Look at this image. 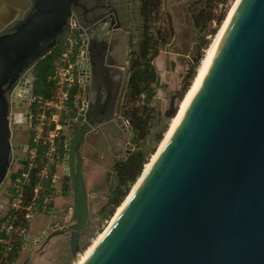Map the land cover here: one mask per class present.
Returning a JSON list of instances; mask_svg holds the SVG:
<instances>
[{"label": "water", "instance_id": "1", "mask_svg": "<svg viewBox=\"0 0 264 264\" xmlns=\"http://www.w3.org/2000/svg\"><path fill=\"white\" fill-rule=\"evenodd\" d=\"M100 1L30 0L23 16L0 30V210L9 177L12 87L31 90L36 63L65 41L71 21L86 60L78 64L85 99L68 126L63 163L70 217L63 223L59 212L47 230L27 236L33 245L24 243L28 253L16 264H33L36 246L54 237L66 241L71 256L80 251L91 216L85 136L99 128L124 140L129 133L124 119H114L128 40L119 23L113 30L105 24L111 16L99 12ZM159 82L158 74L157 92ZM176 98L164 118L176 114ZM82 264H264V0H239L169 139Z\"/></svg>", "mask_w": 264, "mask_h": 264}, {"label": "trees", "instance_id": "2", "mask_svg": "<svg viewBox=\"0 0 264 264\" xmlns=\"http://www.w3.org/2000/svg\"><path fill=\"white\" fill-rule=\"evenodd\" d=\"M226 1H191L192 9L193 6L196 9L190 10L194 25L199 27L200 31L204 33L201 39L202 47L208 43L205 35H211L217 31V27L225 14L224 11L217 13L215 7L219 4H224ZM160 3L161 0H140L142 20L141 40L131 54L129 76L119 110L121 116L130 125L131 134L129 136V142L131 143L132 149L115 162L110 173L108 199L98 212V214H101V212L108 208L106 214L102 215L104 220L110 217L114 208L120 204L138 176L142 174L149 153L155 152L156 143L162 137L163 130H156V125L165 118L161 116V111L158 112L151 105L155 94L153 85L155 74L152 58L157 53L159 44L164 41L160 33L162 27L158 24ZM212 21L215 22L214 27L210 25ZM62 46L63 43L57 45L50 53L36 63V67L32 72V94L34 96H39L42 99H48L53 96L54 82L51 76L54 73L55 61L61 52ZM79 92L80 86L78 84L74 85L70 90L69 105L71 110L69 111V116L75 115L76 107L74 106V96ZM34 108L35 106L32 105V111ZM149 142H153V144ZM31 144L32 140L30 139L29 145ZM42 148V146L38 147L40 153L42 152ZM34 172V170L31 171L30 182L21 185L25 204L32 201V188L37 182ZM65 178L68 181V178ZM67 186L68 184L66 185L65 183L64 187L67 188ZM52 190L54 189L45 185V189L40 193L36 201L38 209L50 205L47 199ZM5 220H8L13 226V229L9 233L1 229V224ZM29 227L30 221L25 218L24 210L7 208L4 214L0 215V264L16 263L26 241Z\"/></svg>", "mask_w": 264, "mask_h": 264}, {"label": "flooded vegetation", "instance_id": "3", "mask_svg": "<svg viewBox=\"0 0 264 264\" xmlns=\"http://www.w3.org/2000/svg\"><path fill=\"white\" fill-rule=\"evenodd\" d=\"M28 1L30 2V0ZM132 1L133 0H101L100 2H98L99 6H97L99 12H103L106 16L107 15L111 16L109 19H107L105 23L106 25L111 24L113 30V26L119 23L120 29L126 32L125 35H126V41L128 40V54L126 55L127 69L125 72V82L123 84L121 91L122 96L129 76L131 54L132 51L136 48L139 41L141 40V34H142V27H141L142 20H140V24L138 25L133 19ZM191 1L192 0H183L189 17L190 25L192 27V30L194 31L193 38L188 40L189 45L186 49L187 54L186 55L183 54V52H181L180 49L178 50L176 48V45L178 43V38H177L178 33L173 20L169 18L167 20V26H166L167 29H164L163 26L161 25L162 29L160 30L161 37L163 38L164 42L166 41L164 44L165 49L164 51H162L159 46L157 53L152 58V65L155 74L154 83H153L155 94L153 96L152 101L155 102L156 99H159L161 101L160 104L164 105L165 107L164 109H160V108L157 109L158 112L161 111V116H163V112L167 108L168 102L171 97L177 96L176 101L178 102L179 97L182 95L184 88L188 85L191 76L195 72L196 65L202 59L201 57V59L196 61L198 55L202 56V46H201L202 32L200 31L199 27H196L194 25L193 16L190 11L192 9ZM137 2H139L140 4V0H137ZM192 10H196L194 6ZM138 14L141 19L140 5H139ZM139 30L140 32H138ZM135 35L138 36L137 41ZM85 61L86 60L84 58L83 63H85ZM158 74L160 75V82H159L160 89L157 92L155 83ZM179 74L181 75L179 76ZM29 79L31 81V90L30 89L28 90L25 84L16 83L12 87L11 92L8 95V98L11 102L9 108V127H10V135H9L10 152H9V167H8L9 177L5 179L4 186L2 189V199L5 202L4 204L5 206L3 209H1V211L2 210L5 211L8 208L7 204L9 203V201L13 196L16 181L19 178H21L22 172L25 169L28 160L26 153H28V147L31 139V131L29 124L32 115V104H31V97L33 95L32 75L29 76ZM78 85L80 86V92L76 94L77 99L75 100H77V105H79V108H76V112L74 116H69V122L67 123V126H65V130H64L65 141L68 136V126H70L72 121L77 116L78 109L83 107V101H84L83 85L81 82ZM12 92H14L13 94L14 99H10V96H12L10 94ZM12 103H14L16 106H12ZM120 105L121 103L119 101L115 109L114 119L117 123H121L123 119L125 120V118H123L120 114L119 111ZM128 128H130V125ZM15 131H17L18 137L16 136ZM130 134H131V129H129L127 139L124 140L121 136H117L116 138L112 137L107 129L99 128L93 132L88 133L85 136L82 154L84 153V150L88 145V142H90V147L93 148H97L99 145H101V147L107 149L111 155H116L118 153L126 154L127 149H125L124 146L127 143V141L129 142L128 138ZM83 171H84V154H83ZM65 177L66 176L64 175L62 178L63 179L62 182L59 183L60 185L58 184V186H55L53 188L54 190H52L51 194L48 196L47 201L49 200V203L52 204V206L56 205L57 195H58L57 189L64 196H67L66 195L67 188H65L64 185L66 183V185L68 184L67 187H69V180L67 181ZM7 180L9 181V185H6ZM42 211H43L42 209L37 211L40 212L41 215L36 217L34 220L36 221L35 224L40 228L39 230L44 231L48 229L47 224L49 223V221L46 216L47 211H45L44 213ZM32 219L33 217L31 218V220ZM87 226L85 228V232H87V228H88ZM30 230L31 229L29 228L27 233V235L29 234L28 236H31L29 233ZM31 237H35V236H31ZM60 240L63 241L61 239V236L60 238L54 237L50 239L49 242L43 245H41L42 243H40L39 246H36V248L32 253L33 264H42V261L45 260L48 255L50 256V258H52L51 261L57 260L59 256L63 258V256H65V252L62 250V248H60L62 247ZM40 247H42V249H40ZM58 249H59V253H58ZM41 251H43V253ZM54 258L56 259L53 260ZM51 261L48 264H50ZM68 263L69 261L67 262V264Z\"/></svg>", "mask_w": 264, "mask_h": 264}, {"label": "rangeland", "instance_id": "4", "mask_svg": "<svg viewBox=\"0 0 264 264\" xmlns=\"http://www.w3.org/2000/svg\"><path fill=\"white\" fill-rule=\"evenodd\" d=\"M235 1L236 0H227L224 4L222 3V4H219L218 6L215 7L217 13L220 11L225 12L224 17H223L221 23L218 25L217 31L214 34H211V35L206 34L205 35V37L208 40V43L202 47V59L196 65L194 74L190 78L188 85L183 90L182 96L178 102V110L181 107V105H182V103H183V101H184V99H185V97L189 91V88L192 85V83L196 77V74H197L199 68L201 67L202 61L205 58L209 47L211 46L213 40L215 39V36L217 35L221 25L223 24L229 10L231 9V7L233 6ZM29 4H30V2L28 0H0V30L2 28L6 27L13 20L22 17L23 14L25 13V11L28 9ZM139 5L140 4H139V2H137V0L132 1L133 19L138 25L140 24V20H141L139 17V14H138ZM169 18L173 20L174 25L176 26L177 33H178V37H177L178 43L176 45V48L178 50L180 49V51L186 55L187 54L186 49L189 45L188 40L193 38L194 31L192 30V27L190 25L189 17H188V14H187L183 0H161L160 14L158 17V24L160 26L162 25L164 29H167L166 28L167 20ZM210 25L214 27L215 22L214 21L210 22ZM138 32H140V30ZM202 35H204L203 32H202ZM135 38L137 41L138 36L135 35ZM163 42H161L159 44L160 49L162 51H164V49H165L164 44L166 41L164 43ZM180 75L181 74H179V76ZM121 97H122V95H121ZM120 103H122V98L120 99ZM160 103H161V101L159 99H156L155 102H153V101L151 102V105L156 107L155 108L156 110L158 108L164 109L165 108L164 105L160 104ZM178 110H177V112H178ZM177 112H176V114H177ZM176 114L172 117L165 118L164 120L162 119L161 122H159L156 125V130L162 129L163 131H162V137H161L160 141L156 143L155 152L157 151L158 147L160 146V143L163 140L164 135L166 134V132L170 128V126L172 124V120L176 116ZM15 132H16V136H17V131H15ZM149 143L153 144V142H149ZM124 148L127 150H131L132 149L131 143L127 141ZM154 153H149L148 160L146 163H148L150 161L151 156ZM83 154H84V173H85V177L87 180V186H88V190H89V194H90L91 216H90V221H89L88 226H87L88 228H87V232L85 234V239L82 242V247L80 248V255L84 254L85 251L91 246L93 240L96 239L97 236L105 230V228L111 222V219L113 218V216L117 210V207H119V205L123 202L125 197L128 195L127 194L124 197V199L120 202V204L114 208L113 213L110 215V217L108 219L104 220L102 218V215L106 214V211L108 210V208L105 211L101 212V214H97L101 210V208L103 207V205L106 203V201L108 199L109 188H110V177H111L110 173L112 172V168H113L115 162L117 160H119L124 155V153L123 154L118 153L116 155H111L109 153V151L105 148H102L101 145H99L97 148H93V147H90V142H88V145L86 146ZM26 155H27V153H26ZM60 171H61V175H62L63 170L61 169ZM139 176H138V178H139ZM135 182L133 183V185L135 184ZM6 185H9L8 180L6 182ZM133 185L131 186V188L133 187ZM131 188H130V190H131ZM130 190H129V192H130ZM42 210H43L42 211L43 213L45 211H47L46 216H47L49 222L55 221V219L53 218L54 214H53L52 204H50L48 206H43ZM39 229H38V232H42ZM30 231H31V232H29L30 235L33 236L34 231L33 230H30ZM25 243L28 246H32L33 240H31V239L26 240ZM60 243L62 246L60 248H62V250L65 252V256H63V258H61L59 256L57 258V260H55L56 258H54L53 259V260H55L54 262L65 263V264H67L68 261H69V263L72 261L75 262L76 259L72 260L73 256L68 254L66 241L65 242L61 241ZM26 253H28V249H23L21 251L19 259L23 258L26 255ZM58 253H59V249H58ZM51 260H52V258H50V256L48 255L46 257V259L42 261V264H48Z\"/></svg>", "mask_w": 264, "mask_h": 264}, {"label": "built area", "instance_id": "5", "mask_svg": "<svg viewBox=\"0 0 264 264\" xmlns=\"http://www.w3.org/2000/svg\"><path fill=\"white\" fill-rule=\"evenodd\" d=\"M70 25V34L63 42L61 52L55 61L54 73L51 76L54 82L53 96L48 99L34 95L31 97V104L35 106L29 124L32 144L28 147L26 167L21 178L16 181L13 196L7 204L8 208L24 210L25 218L29 221L37 211L42 209H38L36 201L45 189V185L53 189L58 186L64 176L61 175L60 170H64L66 145L64 130L71 110L69 93L74 85L80 83L78 64L83 63L84 59L83 42L78 33V25L75 21H71ZM74 98L77 99V95ZM74 106L79 108L77 100ZM125 125L129 127L126 120ZM39 146L43 147L41 153L38 150ZM32 170L35 171L34 176L37 182L32 188V201L25 204L21 185L30 182ZM3 214V212L0 213V215ZM62 224H59V227ZM1 229L9 233L13 226L5 220L1 224Z\"/></svg>", "mask_w": 264, "mask_h": 264}, {"label": "bare ground", "instance_id": "6", "mask_svg": "<svg viewBox=\"0 0 264 264\" xmlns=\"http://www.w3.org/2000/svg\"><path fill=\"white\" fill-rule=\"evenodd\" d=\"M239 2V0H236L233 4V6L231 7V9L229 10L223 24L221 25L217 35L215 36V39L213 40L211 46L208 49V52L205 56V58L202 61L201 67L199 68L196 77L192 83V85L189 88V91L181 105V107L179 108L176 116L173 118L172 120V124L170 126V128L168 129V131L166 132V134L164 135L163 140L160 143V146L158 147L157 151L152 155L150 161L148 163L145 164V167L143 169V172L141 174V176L137 179V181L135 182V184L133 185V187L131 188L130 192L128 193V195L125 197V199L123 200V202L119 205V207H117V210L113 216V218L111 219V222L109 223V225L105 228V230L100 233L96 239L93 240L91 246L85 251L84 254L80 255V251L77 252L74 256L73 259H76V263L75 262H70L68 264H82L83 261L88 257V255H90V253L93 251V249L96 247V245L99 243V241L102 239V237L104 236V234L108 231V228L110 226V224L117 218V216L119 215V213L121 212V210L123 209L124 205L126 204L127 200L129 199L130 195L132 194L133 190L135 189L136 185L138 184V182L141 180V178L144 176V174L147 172V170L150 168V166L153 164L154 160L156 159V157L158 156L159 152L161 151V149L163 148V146L165 145V143L167 142V140L170 137L171 131L173 129V126L175 125L177 119L180 117V115L182 114V112L184 111L185 107L187 106L194 90L196 89L202 75L205 73L207 66L211 60L212 54H213V50L215 47V43L217 41L218 36L220 35L226 20L228 19V17L231 15L232 11L234 10L235 6L237 5V3Z\"/></svg>", "mask_w": 264, "mask_h": 264}, {"label": "crops", "instance_id": "7", "mask_svg": "<svg viewBox=\"0 0 264 264\" xmlns=\"http://www.w3.org/2000/svg\"><path fill=\"white\" fill-rule=\"evenodd\" d=\"M83 99H85V98L83 97ZM57 193H58V195H57V201H56V205H55V207H57V210H56V213L54 214L53 218L58 219L60 216H58L57 213L63 212L64 216H63L62 222L64 223L65 221L68 220V218L70 217V213H71V189H69V187H67V190H66L67 196H64L62 193H60V191L58 189H57ZM58 201H60V202H58ZM2 211L0 213H2ZM39 215H40V212H36L33 216V219L30 220V226L31 227H29V228L34 231L35 234L33 233V236H35V237L40 235V233H41V232H38L39 227L36 226V224H35L36 221L34 220ZM18 261H20L19 258L17 259L16 262L18 263Z\"/></svg>", "mask_w": 264, "mask_h": 264}]
</instances>
